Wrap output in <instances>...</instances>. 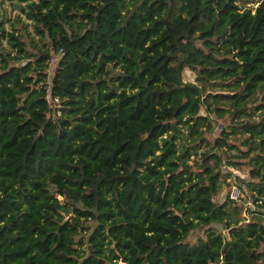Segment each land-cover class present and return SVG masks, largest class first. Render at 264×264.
Returning a JSON list of instances; mask_svg holds the SVG:
<instances>
[{
	"label": "trees",
	"instance_id": "1",
	"mask_svg": "<svg viewBox=\"0 0 264 264\" xmlns=\"http://www.w3.org/2000/svg\"><path fill=\"white\" fill-rule=\"evenodd\" d=\"M118 260L264 264V0H0V264Z\"/></svg>",
	"mask_w": 264,
	"mask_h": 264
},
{
	"label": "rangeland",
	"instance_id": "2",
	"mask_svg": "<svg viewBox=\"0 0 264 264\" xmlns=\"http://www.w3.org/2000/svg\"><path fill=\"white\" fill-rule=\"evenodd\" d=\"M51 65H52V63H51L50 66H49V71H50ZM184 77H185V79H190V78L192 77V72L186 70L185 73H184ZM230 169H231L232 171H235V172L238 171L236 168H233V167H231ZM227 179H228V183H224V184L222 185L221 189H220V192H219V199L222 198V197L226 194V192L228 191V188H229L230 184L233 183L232 178L230 179V178L228 177ZM196 232H197L196 230L192 231V235H195Z\"/></svg>",
	"mask_w": 264,
	"mask_h": 264
},
{
	"label": "built area",
	"instance_id": "3",
	"mask_svg": "<svg viewBox=\"0 0 264 264\" xmlns=\"http://www.w3.org/2000/svg\"><path fill=\"white\" fill-rule=\"evenodd\" d=\"M52 60V59H51ZM53 101L56 103L57 101H58V98H56V97H54L53 98ZM240 187L237 185V184H234V183H232V184H230V186H229V188H228V191H227V193H228V196L231 198V199H238L239 198V196H240ZM117 263L118 264H124V262L123 261H120V260H118L117 261Z\"/></svg>",
	"mask_w": 264,
	"mask_h": 264
},
{
	"label": "water",
	"instance_id": "4",
	"mask_svg": "<svg viewBox=\"0 0 264 264\" xmlns=\"http://www.w3.org/2000/svg\"><path fill=\"white\" fill-rule=\"evenodd\" d=\"M88 248H89V246H88ZM215 264H223L222 262H219V263H215Z\"/></svg>",
	"mask_w": 264,
	"mask_h": 264
}]
</instances>
